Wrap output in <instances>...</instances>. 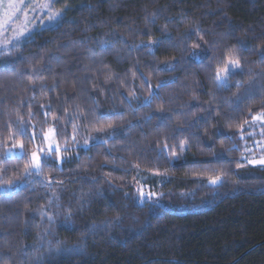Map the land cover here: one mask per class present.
I'll list each match as a JSON object with an SVG mask.
<instances>
[{
  "label": "trees",
  "instance_id": "obj_1",
  "mask_svg": "<svg viewBox=\"0 0 264 264\" xmlns=\"http://www.w3.org/2000/svg\"><path fill=\"white\" fill-rule=\"evenodd\" d=\"M63 1L0 56V264H264V0Z\"/></svg>",
  "mask_w": 264,
  "mask_h": 264
},
{
  "label": "rangeland",
  "instance_id": "obj_2",
  "mask_svg": "<svg viewBox=\"0 0 264 264\" xmlns=\"http://www.w3.org/2000/svg\"><path fill=\"white\" fill-rule=\"evenodd\" d=\"M25 2L27 5H29V7L24 8V11H26L28 15V21H27L28 32L23 37H21L19 43H17L13 39L12 43L8 45L7 49L0 46V53L5 54V53L13 52V50L21 47L26 41L33 38L37 33L47 28H53L63 23L70 22L72 20V17L68 14V8L65 5L63 0H25ZM49 2L51 3L50 9H42L40 7L41 4L49 3ZM7 3H8V0H4V7L0 8V17L3 16V11H4V8L7 7ZM54 12H59L60 14L56 16L54 19H49V16ZM23 22H24L23 14L19 15L18 20L9 21L6 26V30L0 32V42H3L5 39H11L12 37H14L15 32L13 29L18 27ZM240 30H241L240 28L239 29L237 28L236 31H240ZM233 58H236V57H232L231 59ZM239 63H240V67L232 71L231 74L243 69V66L240 61ZM226 66H228V63ZM220 73L222 75L223 70L220 71ZM229 76L226 78V81L218 80V82L221 84L228 83ZM257 116H264V114H259ZM55 134L56 133L54 129H51L47 133L48 143L49 145H53V148H55V146H58L57 141L55 139ZM244 136L245 137L249 136L248 138L246 137L244 141L245 142L244 143L245 161L248 163L249 160H258V159L264 158V120H255L254 126L250 128L244 134ZM16 148H20V144H16L15 146L11 148L14 150L15 153H20L21 150L18 151L16 150ZM33 152H37V154L40 155V153L36 150ZM250 165H253V164H250ZM257 166H262V165L257 164Z\"/></svg>",
  "mask_w": 264,
  "mask_h": 264
},
{
  "label": "snow or ice",
  "instance_id": "obj_3",
  "mask_svg": "<svg viewBox=\"0 0 264 264\" xmlns=\"http://www.w3.org/2000/svg\"><path fill=\"white\" fill-rule=\"evenodd\" d=\"M4 7V0H0V8ZM25 7H29V5L26 4L25 0H8L7 7L4 8L3 11V16L0 17V32L6 30V26L9 21H14L19 19V15L23 14L24 16V22L21 23L18 27L14 28L15 36L12 37L11 39H5L3 42H0V46L3 48L7 49L8 45L12 43V40L14 39L17 43H19L21 37H23L27 32V21H28V15L27 12L24 11ZM40 7L42 9H50L51 8V3H44L41 4ZM60 13L59 12H54L49 16V19H54L56 16H58ZM0 55H3V53H0ZM193 55H198L197 53H194ZM240 67L239 59L238 58H233L228 61V66H225L223 69V74L218 71L217 72V79L220 81H226V78L231 74L232 71ZM239 87V85H238ZM254 120H264V116H256L253 117ZM111 127V125H109ZM103 130V129H100ZM20 134H24L26 129L21 127L19 130ZM45 139L47 140L48 137L46 136ZM167 147V145H165ZM20 153H15L13 149H8L4 152L5 157L8 156H13L16 155L19 158H22L23 156V145H20ZM184 146L180 145V151H183ZM41 151H43L41 149ZM55 152L57 155V158L59 159V153H60V148L59 146H55L53 148V145H49L48 148V153ZM249 164L253 165H262L264 166V158L258 159V160H249ZM239 166V165H238ZM41 170V156L37 154V152H33L31 154V161L30 164L25 165V175H31L33 173H39ZM221 182V176H215V177H210L209 178V183L212 185H216L217 183ZM3 181H0V184H2ZM149 197L151 195H154L152 193L148 194ZM145 196L144 192H140V197L143 199Z\"/></svg>",
  "mask_w": 264,
  "mask_h": 264
}]
</instances>
